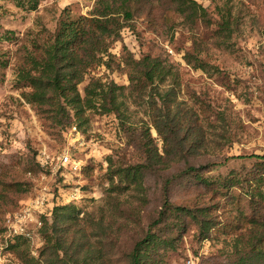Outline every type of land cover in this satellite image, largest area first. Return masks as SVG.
Instances as JSON below:
<instances>
[{"label": "rangeland", "instance_id": "374dc122", "mask_svg": "<svg viewBox=\"0 0 264 264\" xmlns=\"http://www.w3.org/2000/svg\"><path fill=\"white\" fill-rule=\"evenodd\" d=\"M96 1L41 0L31 11L0 0V57L7 63L0 70V264H20L4 244L6 216L41 195L48 221L59 206L82 219L93 251L86 255L88 263L127 264V254L167 201L208 209L215 226L202 239L195 223L168 216L155 229L170 241L158 249L156 264H231L256 230L254 218L264 223V201L262 209L253 210L247 194L256 190L258 171L264 172V158H252L264 156V0H193L205 9V22L184 18L174 0H125L130 17L116 15L122 28L108 39L107 66L85 77L77 87L80 94L92 77L127 86L129 56H159L174 66L178 79L169 108L173 127L168 122L162 137L150 130L165 164L146 171L141 190L122 194L111 188L109 172L144 162L134 137L140 121L149 124L148 99L129 104L123 123L112 114L85 112L79 127L28 103L23 97L28 88L16 81L19 67L52 38L60 22L88 16ZM196 59L204 70L193 68ZM162 88H152L155 101ZM173 115L179 123L171 121ZM65 154L71 164L58 165L57 157ZM185 165L204 167L200 174L211 182L234 177L239 186L205 187L181 174ZM259 188L264 193V183ZM181 223L183 229L175 230ZM32 231L26 240L37 257L43 239L40 230Z\"/></svg>", "mask_w": 264, "mask_h": 264}, {"label": "trees", "instance_id": "16d2710c", "mask_svg": "<svg viewBox=\"0 0 264 264\" xmlns=\"http://www.w3.org/2000/svg\"><path fill=\"white\" fill-rule=\"evenodd\" d=\"M2 1H12L16 7H26L34 11L41 0ZM115 2V0H97L88 16H79L75 19L67 16L63 19L52 38L35 55H29L24 64L19 67L16 81L28 88V91L23 94L28 103L35 105L41 112L53 114V118H65L68 124L74 123L79 127L85 112H94L99 115L112 114L123 123L127 119L126 112L129 104L148 99L149 124L140 121L141 125L134 137V142L145 155L144 162L116 168L109 172L111 188L122 194L127 190H141L146 171L156 163L165 164L166 156L158 153L150 130L153 129L159 137H162L168 128L171 112L169 108L174 107L173 88L177 85L178 73L172 64L159 56L144 55L137 60L129 56L124 61L127 68V86L92 77L84 86L82 95L80 94L77 87L85 77L94 68L101 65L107 66V62L103 59L110 57L108 39L116 37L122 28L116 15L130 17L125 9V0H120L118 6ZM174 3L177 12L184 15V18L191 21L195 19L207 21L205 9L197 5L195 1L174 0ZM225 23L222 22L221 25L224 26ZM188 58H190L189 55L185 57L186 63L192 64L191 59ZM192 58L195 60L194 57ZM194 62L193 68L205 69L202 61L196 59ZM6 66V61L0 57V70ZM156 86L163 87L161 94L156 93L159 101H155L152 95V90H155ZM173 117L175 119L171 121L180 122L176 121L179 119L177 115ZM169 125L171 130L173 126L170 122ZM252 158L260 160L264 156L253 155ZM261 165L262 163H257V166ZM110 168L112 163L109 160ZM202 168L204 167L185 165L181 174L192 175L205 187L216 184H219L221 189L239 186L234 177L211 182L200 174ZM256 176V190L247 193L249 207L253 210L259 206L262 209L259 203L264 201V193L259 188L264 183L262 178L264 172L258 171ZM164 192L166 193V190ZM77 215L67 213L65 207L59 206L54 207L50 212V221L47 219V214L41 216L42 225L38 231L40 230L43 246L37 257L30 255L28 242L21 237L15 238L6 246V249L20 264H101L98 260L94 263H88L86 260V255L93 251L88 243L86 229L80 224L82 219H79ZM170 215L178 219L187 218L195 223L202 239L207 238L215 226L209 217L208 209L177 207L165 201L148 232L127 254V264L157 263L158 249L162 246L168 247L170 241L157 235L155 229L164 225ZM102 219L103 215L99 225L102 224ZM252 223L256 230L245 241L243 248L239 250L231 264H264V223H260L259 219L255 218ZM181 224H177L175 230H182L183 223Z\"/></svg>", "mask_w": 264, "mask_h": 264}, {"label": "built area", "instance_id": "2783aa9c", "mask_svg": "<svg viewBox=\"0 0 264 264\" xmlns=\"http://www.w3.org/2000/svg\"><path fill=\"white\" fill-rule=\"evenodd\" d=\"M57 160L58 165L65 166L71 164L69 154L60 155L57 157ZM40 165L44 167L43 163H40ZM45 201L46 199L41 195L33 202L24 205L18 212L6 216L4 223L5 246L12 243L17 237L32 239V234H34L33 229L36 230L35 233H38L37 231L42 225L41 216L46 215L44 208Z\"/></svg>", "mask_w": 264, "mask_h": 264}]
</instances>
